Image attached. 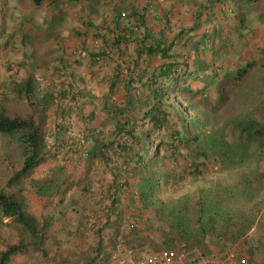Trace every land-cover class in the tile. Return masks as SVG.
<instances>
[{"label":"trees","instance_id":"obj_1","mask_svg":"<svg viewBox=\"0 0 264 264\" xmlns=\"http://www.w3.org/2000/svg\"><path fill=\"white\" fill-rule=\"evenodd\" d=\"M14 1L1 0L2 17H8L10 8L17 9L16 19L22 16L24 11L19 4L14 6ZM29 1L38 9L46 0ZM81 1L54 0L55 13H60L62 6L74 8ZM130 1L128 8L116 6V11L110 13L109 19L114 25L111 27L113 39L110 42L101 40L97 50L89 52V67L99 73L94 82L103 92L102 108L97 109L98 96L90 95L69 62L56 73V78L67 85L58 94L45 92L41 95L34 76L28 75L19 82L15 80L13 70L10 76L2 79L9 84L0 83V134L17 137L24 156L22 167L14 171L6 187L0 189V210L4 220L20 227L26 235L19 242L8 245L0 256V264H8L12 256L27 253L45 243L54 214L44 220L38 230L36 220L25 212L13 189L46 158L51 156L58 160L64 151L73 160L72 165L85 160L89 163L90 168L80 182L92 172L100 174L97 180L105 201L101 226L97 229L99 234L110 227L112 220L121 217L122 205L130 204L133 210L131 204H140V214L145 215L140 219L135 211L130 213L127 229L130 244L124 245L125 248L150 253L152 250L136 244L138 239L146 238L148 241L158 240L163 249L180 248L206 254L211 247L226 248L243 238L264 210V173L259 170L256 178L260 182L256 184L244 178L230 186L213 182L197 188L193 194L162 198V192L176 194L188 181H204L213 166L226 171L243 167L253 159L259 164L258 159L264 156V115L258 120L245 118L236 121L232 124L236 136L228 139L224 128L205 131L199 119L191 124L175 102L183 96L207 98L218 83L217 73L202 72L201 59L217 40H206L209 30L200 34L198 30L206 21L216 20L214 16L211 20L204 16L223 0L212 4L197 2L194 15L189 14L192 19L190 27L174 19L170 5L159 15L160 0H141L140 4ZM180 13L181 10L178 15ZM56 15L52 18L53 25L57 21ZM64 18L60 16L59 24ZM149 19L156 20L153 27L146 25ZM7 21L0 28L4 32ZM124 21L126 25H122ZM34 24L30 17L26 23H11L10 31L4 34L8 40H0V53L6 46L11 47L9 40H16L18 45V39L37 48L39 38L36 33L32 39L28 36L31 30L35 31ZM25 25L29 26L26 34L23 31ZM26 40H32V43ZM75 56L79 59L85 54L76 51ZM155 59L159 60L158 64H153ZM214 64H209L210 71H214ZM250 68L251 64H247L225 79L218 91L220 105L228 101L230 89L247 77ZM6 70L11 71L9 67ZM6 88H9L10 96ZM183 99L186 102V98ZM87 100L96 102L95 124H89L81 116L84 130L78 131L71 129L68 122H60L47 136V140L54 143L45 142L43 126L49 108L60 101L65 104V115L74 108L84 109V113ZM21 101L30 106L31 116L25 119L11 117L7 105ZM191 125L199 131L193 133ZM75 133L83 136L88 149L86 157L80 154V142L73 138ZM253 146L256 149L251 153ZM89 184L81 187L86 193L92 189ZM60 196L57 208L65 203V198Z\"/></svg>","mask_w":264,"mask_h":264},{"label":"rangeland","instance_id":"obj_2","mask_svg":"<svg viewBox=\"0 0 264 264\" xmlns=\"http://www.w3.org/2000/svg\"><path fill=\"white\" fill-rule=\"evenodd\" d=\"M52 1L53 4L50 5ZM214 1L218 0H160L157 8L163 11L167 5H170L174 10V16L181 17L179 21H184V24L190 27L192 19L189 14L194 15L198 8L196 3L212 4ZM223 1H218L220 5L212 6L210 13L206 12L207 14L204 16L206 19L210 17V20L211 16H214L216 20L211 22L205 20L206 22L198 30L199 34L204 30H209V37L206 40H217L216 45L210 46L208 52H205L201 59L203 62L202 72L217 73L218 83L212 87L207 98L183 96L176 99L175 102L181 111L183 110L191 124L199 119L205 131L224 128L228 139H231L236 136L232 131V124L236 121L245 118L258 120L264 115V0ZM130 2V0H102L98 2L82 0L74 8L62 6V11L60 12L61 9H59L60 13H55L54 0H46L44 6L38 9L29 0H15L14 6L19 4L20 9L24 11L22 16L16 19L17 9L10 8L7 13L8 17H1V24L4 22L3 25H5L6 19L8 22L11 21L10 24H17L21 21L26 23L30 17L35 22V31L31 30L28 36L32 39L36 33L35 36L39 38V43L37 48H33L32 44H24L25 41L17 39L18 45H16V40H9L11 47L12 45L15 47L6 46V49L1 51V71L6 72L9 67L11 69L9 72L13 70L16 75L15 80L19 82L25 80L28 75H32L35 77L41 95L45 92L58 94L67 85L56 78V73L61 66L72 63L75 74L82 80L90 95L94 96L93 92L100 89L99 86L93 88L94 80L99 78V73L89 67V52L97 50L102 44L101 40L110 42L113 39L111 27L114 28V25L109 19L110 13L116 11V6L128 8ZM132 3L140 4L142 2L141 0H132ZM172 6L179 9L176 10ZM180 10L181 16L178 15ZM28 14L30 16L23 19ZM55 14H57V21L53 25L51 22H53L52 18ZM60 16L65 17L61 24H59ZM155 22L150 21V27H153ZM122 25H126V22H122ZM28 28L29 26L25 25V30H23L25 34L28 33ZM9 31L10 29L5 30V32ZM65 40L67 41L65 42ZM26 42L32 43V40H26ZM76 51L83 52L85 56L78 59V56H75ZM73 52L74 55H72ZM211 62L215 63L214 71L209 69ZM158 63V59L153 60V64ZM247 64H251L247 77L242 79L240 84L232 86L228 101L220 105L218 103L220 86L227 77H232ZM3 78L4 76L0 75V83ZM8 80L10 81V79ZM3 84H5L4 81ZM6 89L7 95L10 96L9 88ZM183 98H186V102L183 101ZM95 103L87 100L84 113V109L81 111L74 108L72 111L67 110V115H65V104L60 101L54 103L48 110L47 120L44 121L45 142L54 143L47 140V136L56 127L55 124L60 122L66 121L71 129L78 131L84 130V121L80 119L81 116L86 118L89 124H95ZM7 112L11 117L24 119L32 114L30 106L24 101L8 104ZM63 115L66 117L64 120ZM191 126L193 133L199 131V128ZM255 149L256 146H253L251 153H254ZM258 161L259 164L253 159L243 167H234L226 171H220L213 166L203 179L204 181L195 183L188 181L176 194L162 192L161 196L163 199H168L184 194H193L197 188L213 182L230 186L243 178L246 181L251 180V183L254 184L259 183L256 173L257 170L264 173V156ZM23 162L24 156L17 137L0 134V189L6 187L12 173L19 170ZM72 163H74L73 160L65 151L61 153L58 160L50 156L26 180L20 182L13 189L25 212L36 220L38 230H41L44 220L52 214H54V221L46 233V240L42 247L35 246L27 253L14 255L8 264H108L110 251L125 248L124 245L130 244L127 237L130 213L135 211L140 215V219H143L145 214H140V204H131L133 210L130 209L129 203L127 206L122 205L121 217L112 220L110 227L103 234H99L97 227L101 226L105 201L101 197V187L98 186L97 179L100 174L96 171L92 172L87 179L84 178V181L80 182L90 165L86 163V160L77 163V165H72ZM69 165L73 167H68ZM87 183L92 186L89 193L81 188ZM262 185L264 186V184ZM58 191H60V197L65 198V203L60 208L56 207L59 199ZM90 205H92L93 212L94 222L92 221V223L88 221L90 213L89 215L84 213L85 206ZM69 216L71 219H67ZM83 219L86 220V224L95 223L94 230L96 228V231L92 230L94 234L85 240L83 237L78 239V246H72L71 238L74 239L75 236L62 237L60 236L62 233L58 229L66 228V224L69 226L70 223L76 225L78 221L83 224ZM8 222L3 219L0 210V256L6 252L8 245L19 242L22 237L26 238L20 227ZM64 230L62 229V232ZM64 240L67 242L70 240V242L60 250L59 243ZM136 244L152 251L163 249L158 240L148 241L146 238H141ZM236 248L240 249L242 256L247 258V264H264V210L259 213L255 226L250 228L243 238L235 243H230L226 248L211 247V251H205V253L223 255Z\"/></svg>","mask_w":264,"mask_h":264},{"label":"built area","instance_id":"obj_3","mask_svg":"<svg viewBox=\"0 0 264 264\" xmlns=\"http://www.w3.org/2000/svg\"><path fill=\"white\" fill-rule=\"evenodd\" d=\"M73 138L79 140L80 154L86 157L88 149L83 136L75 133ZM108 264H247V258L243 257L241 250L237 248L223 255H208L180 248L160 249L150 253L122 248L111 252Z\"/></svg>","mask_w":264,"mask_h":264},{"label":"crops","instance_id":"obj_4","mask_svg":"<svg viewBox=\"0 0 264 264\" xmlns=\"http://www.w3.org/2000/svg\"><path fill=\"white\" fill-rule=\"evenodd\" d=\"M0 5H2V2H0ZM10 6V5H9ZM173 8H175L176 10H178L179 8L178 7H175V6H173ZM160 12L158 13L159 15L161 14V12H163L161 9L159 10ZM1 13V12H0ZM1 17H2V15L0 14V19H1ZM174 19L176 20V21H178L179 19H181V17H178V16H174ZM174 20V21H175ZM150 19L149 20H146V25L148 26V27H150L151 25H150ZM184 23V21H182V24ZM1 22H0V28H1ZM9 25H10V21L8 22L7 21V24H6V26H5V30L6 29H8V27H9ZM4 29H0V40H8V38H6L5 36H4V34H5V32L3 31ZM4 71H6V70H4ZM0 75H2V76H4V77H8V76H10L11 75V72H2L1 71V69H0ZM98 83H99V81H97ZM99 85H97V83L95 82V84H93V88H97ZM96 96H98V104H97V109H99V108H102V107H100L101 106V103H102V97H103V95H102V89L100 88V89H96V91H94L93 92ZM68 167H73L72 165H69ZM99 186V185H98ZM93 205V204H92ZM92 205H90V206H85V208H84V213H85V215H89V213H90V219L88 218V221L89 222H91L92 223V221H93V212H92V209H91V207H92ZM83 207V206H82ZM70 218V216L67 218V219H69ZM71 219V218H70ZM73 220H74V218H73ZM94 222V221H93ZM81 223V222H80ZM79 223V221L77 222V224L75 225V223H70L69 224V226H68V224H66V228H62V227H60L59 229H58V231H60V233H62L60 236H62V237H68V236H75V238L73 239V238H71L70 240L72 241L71 242V245L72 246H78L79 245V243H78V239H80V238H84V240L87 238V237H89V236H92L93 234H94V231H96V228H95V230H94V227H95V223L94 224H91V223H89V224H86V220H82V223L83 224H80ZM98 228V227H97ZM62 229H65L64 230V232H62ZM92 230H94V231H92ZM64 234H66V235H64ZM70 240H68V242L67 241H62V242H60L59 243V249L60 250H62L63 248H65L68 244H69V242H70ZM120 249V248H119ZM117 250V249H116ZM109 253H111V251L109 252ZM110 255V254H109ZM108 258H109V256H108Z\"/></svg>","mask_w":264,"mask_h":264}]
</instances>
